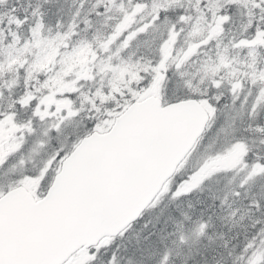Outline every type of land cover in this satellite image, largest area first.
Returning <instances> with one entry per match:
<instances>
[{
	"label": "snow or ice",
	"instance_id": "obj_1",
	"mask_svg": "<svg viewBox=\"0 0 264 264\" xmlns=\"http://www.w3.org/2000/svg\"><path fill=\"white\" fill-rule=\"evenodd\" d=\"M0 264H264V0H0Z\"/></svg>",
	"mask_w": 264,
	"mask_h": 264
}]
</instances>
